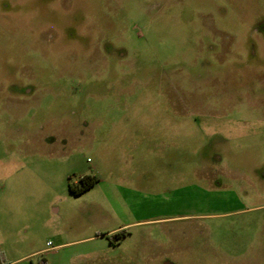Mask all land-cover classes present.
Listing matches in <instances>:
<instances>
[{"label":"rangeland","instance_id":"obj_1","mask_svg":"<svg viewBox=\"0 0 264 264\" xmlns=\"http://www.w3.org/2000/svg\"><path fill=\"white\" fill-rule=\"evenodd\" d=\"M43 259L264 264V0H0V264Z\"/></svg>","mask_w":264,"mask_h":264},{"label":"crops","instance_id":"obj_2","mask_svg":"<svg viewBox=\"0 0 264 264\" xmlns=\"http://www.w3.org/2000/svg\"><path fill=\"white\" fill-rule=\"evenodd\" d=\"M124 227L119 226L116 227L110 231H105L104 233L99 232L95 235L88 237V238H82L74 242L65 243V242H59L58 245H48L50 242L47 243V249L44 251L35 252L29 255H26L24 257L19 258L17 261H26L29 257L36 255V254H43V253H53L52 256H59L61 253L58 252L62 249L66 248L69 245L77 244L81 246L90 245L88 248H83L77 250L73 255V258H97L102 257L101 253L107 252L110 249H113L116 246V239L114 236L119 232H126V230H122ZM23 261V262H24Z\"/></svg>","mask_w":264,"mask_h":264},{"label":"trees","instance_id":"obj_3","mask_svg":"<svg viewBox=\"0 0 264 264\" xmlns=\"http://www.w3.org/2000/svg\"><path fill=\"white\" fill-rule=\"evenodd\" d=\"M99 180L93 176H83L80 178L79 184H72L69 183V191L74 196H80L93 188ZM126 235V232H119L117 233L114 238L115 239H122Z\"/></svg>","mask_w":264,"mask_h":264},{"label":"built area","instance_id":"obj_4","mask_svg":"<svg viewBox=\"0 0 264 264\" xmlns=\"http://www.w3.org/2000/svg\"><path fill=\"white\" fill-rule=\"evenodd\" d=\"M48 245H51V243H49ZM40 264H48V263L45 261V259H43Z\"/></svg>","mask_w":264,"mask_h":264}]
</instances>
